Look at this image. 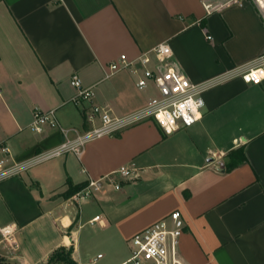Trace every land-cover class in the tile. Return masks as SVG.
<instances>
[{"label":"crops","instance_id":"crops-1","mask_svg":"<svg viewBox=\"0 0 264 264\" xmlns=\"http://www.w3.org/2000/svg\"><path fill=\"white\" fill-rule=\"evenodd\" d=\"M160 43L171 46L191 81H218L204 92L202 118L169 135L146 120L87 143L81 155L1 180L0 228L17 232L14 248L3 244L0 257L46 264L54 250L73 246L78 264H94L102 253L84 244L90 227L86 242L111 254L104 264H126L131 248L121 252V242L130 245L137 231L180 210L185 263L264 264V81L226 77L264 54V13L254 0H0V160L25 161L64 140L60 128L31 130L36 110L56 108L64 128L82 130L91 103L120 116L143 107L155 86L139 89L128 69L107 76L109 66ZM74 74L94 86L92 102L72 101ZM238 148L247 159L227 170ZM123 165L138 176L117 175L119 188L106 183L90 197L63 195L68 179L86 186Z\"/></svg>","mask_w":264,"mask_h":264},{"label":"built area","instance_id":"built-area-1","mask_svg":"<svg viewBox=\"0 0 264 264\" xmlns=\"http://www.w3.org/2000/svg\"><path fill=\"white\" fill-rule=\"evenodd\" d=\"M264 13V0H254ZM212 4H208L211 6ZM210 37V36H209ZM128 69L136 76L139 89H149L155 86L157 95L150 97L147 103L126 115H117L109 105L91 103L84 108V117L89 126L85 129L62 126L57 117L56 108L36 110L31 124V130L42 132L47 127L60 128L65 134L64 140L57 146L40 152L25 161L9 162L8 158L0 160V181L21 174L36 164L47 160L75 153L81 155L85 145L104 136H112L132 125L146 120L155 121L166 134H173L182 127H189L202 118L205 106L204 92L212 84L218 82L206 80L196 83L181 71L174 61V52L167 43H160L149 51L143 52L135 58L127 54L120 57L109 66L110 76L118 71ZM227 78L240 77L249 84H261L264 81V54L246 64L236 66L226 73ZM76 88L73 102L77 105L92 102L95 97L94 86L84 85L81 77L74 74L71 78ZM10 152L8 147L4 148ZM122 179H132L138 176L136 168L123 165L112 173L99 179H91L89 183L77 192L76 198H86L100 191L106 183L120 187L116 176ZM96 216L90 223L99 221ZM186 223L180 210H174L167 216L153 224L137 231L130 240L131 255L126 264H187L183 261L179 250V241ZM3 244L14 248L15 225L0 228ZM102 257L99 255L96 259Z\"/></svg>","mask_w":264,"mask_h":264},{"label":"trees","instance_id":"trees-1","mask_svg":"<svg viewBox=\"0 0 264 264\" xmlns=\"http://www.w3.org/2000/svg\"><path fill=\"white\" fill-rule=\"evenodd\" d=\"M247 158L244 153L243 148H238L236 150H233L229 153V161L226 165L227 170H231L234 167H236L239 163L245 161ZM68 190L63 193L65 197H71L75 195L77 192H79L81 189L85 187L84 184H73V182L68 179ZM0 264H11L7 262L4 258L0 257ZM17 264H23V263H17ZM46 264H78L76 259L73 257V246L66 247L61 246L53 251V253L50 255L48 261Z\"/></svg>","mask_w":264,"mask_h":264},{"label":"rangeland","instance_id":"rangeland-1","mask_svg":"<svg viewBox=\"0 0 264 264\" xmlns=\"http://www.w3.org/2000/svg\"><path fill=\"white\" fill-rule=\"evenodd\" d=\"M94 194V193H93ZM88 228L90 230H92L90 227H87L84 231H83V241H84V244H88V247H89V251L92 253V254H97V253H102V258H99L98 261H96V263L94 264H104L106 263L111 254L110 252L108 251V249L102 244V243H99V242H96L95 240H91L89 242H86V239H87V233H88ZM98 232H100V230H98ZM97 232L95 231L94 232V236H97ZM122 245L119 247V249L121 250V252L125 251V250H130V245L126 244V242H121ZM3 258V257H2Z\"/></svg>","mask_w":264,"mask_h":264}]
</instances>
